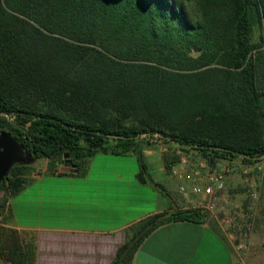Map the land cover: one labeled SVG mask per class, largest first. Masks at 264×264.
Returning <instances> with one entry per match:
<instances>
[{
	"label": "trees",
	"instance_id": "trees-1",
	"mask_svg": "<svg viewBox=\"0 0 264 264\" xmlns=\"http://www.w3.org/2000/svg\"><path fill=\"white\" fill-rule=\"evenodd\" d=\"M0 111V132L54 172L67 152L78 172L98 153L133 152L147 182L145 135L252 167L264 159V0H0ZM32 169L16 164L0 188L16 194ZM207 214L147 217L110 264H132L159 225Z\"/></svg>",
	"mask_w": 264,
	"mask_h": 264
},
{
	"label": "crops",
	"instance_id": "crops-1",
	"mask_svg": "<svg viewBox=\"0 0 264 264\" xmlns=\"http://www.w3.org/2000/svg\"><path fill=\"white\" fill-rule=\"evenodd\" d=\"M135 154L98 153L102 163H95L94 155L80 161L79 172L64 173L60 172L64 164L54 172L47 158L35 159L21 190L11 194L6 187L0 188V244L6 249L0 261L11 264L12 259L30 256L26 264H110L132 235L133 227L147 217L203 207L202 195L184 196L178 191L170 193L172 200L169 194L168 200L163 196L152 210L147 208L146 197L145 210L133 211L129 206L133 204L132 187L143 190L149 180L146 175L147 182L139 179L138 159L130 173L117 162L132 160ZM144 156L151 159L149 165L157 169L156 176L168 191L178 183L190 184L189 178L180 179L172 173L173 159L155 158L147 149ZM232 163L245 166L240 159L225 164ZM239 182L227 176L226 187L219 195L220 199L236 202L239 219L226 224L223 217L231 207L225 205L216 211L207 210L208 214L199 220H170L143 240L132 264H264L261 225L245 219L248 206L241 201ZM139 198L143 200L141 194ZM16 241L22 250L11 254L8 249ZM27 245H31L29 255Z\"/></svg>",
	"mask_w": 264,
	"mask_h": 264
},
{
	"label": "rangeland",
	"instance_id": "rangeland-1",
	"mask_svg": "<svg viewBox=\"0 0 264 264\" xmlns=\"http://www.w3.org/2000/svg\"><path fill=\"white\" fill-rule=\"evenodd\" d=\"M144 140H148L150 143H146L144 142V145L142 146L141 150L144 156V151L145 149H147L150 153H152V155L155 158H160V157H164L165 159H175V157L179 156L180 154H186L191 156L192 159H194L195 161H198L199 159H201V157L193 152H187L185 150L180 149L178 146H174L172 144L169 143H165L164 141H162L161 139L158 138L157 135L155 136H150V135H145L143 136ZM95 163H102V160H100L102 157L101 155L99 156H94ZM129 159V158H128ZM134 159V160H133ZM132 160H125L123 162H117V165L120 166H124L126 168V171H128L129 173L132 171L133 168V164L134 162L138 159L139 157L137 155V153L135 154V156H133ZM92 160V158H91ZM151 159H149L148 156H144L143 157V161H144V165L146 166L145 168V175L148 177V186L147 188H143V190L141 189H137L134 186L132 187V193H133V204H129L130 200H128V204L129 206L132 208L133 211L135 210H139V209H143L145 210V203H144V198L147 197V199L149 200L148 204L149 206L147 207L148 210H152L154 208V206L156 205V203H160V200H163V196L166 198V200H168L167 195L169 194L170 199L172 200L170 193L174 194V193H178L179 191V183L178 185L173 189V191H168L164 185L160 184V179L159 177H157V169L156 168H152L149 165V161ZM223 162V163H222ZM227 161H220L219 163H222V165H218V163L215 166H212L213 169L217 168L220 169ZM261 166L262 169L261 170H256L255 169V165H253L252 167H250V176L254 179V181L257 184L258 190H259V198L256 200L254 205H247L248 208L247 210L245 209L244 214H245V219H249L250 217H258V215H260V212L264 209V159L260 162H258ZM230 165L236 172V176L235 177H231L232 179H239V185H238V190L239 192L241 191V195H242V199L241 201L247 202V197L245 194V188H244V184H245V179H244V175L242 174V168H240L239 164L237 163H232V164H228ZM138 170L140 171L142 169L141 165H138ZM134 189V191H133ZM135 190L137 192H135ZM147 191V192H146ZM141 194V197H143V200H141L139 198V195ZM198 196H200V194H197ZM129 197V196H128ZM165 200V199H164ZM142 202L143 204L140 205L139 203ZM208 210V209H207ZM233 212V216L234 219H239V216H237V214H239V211H237V208H231V210ZM243 213V212H242ZM224 215H222L223 217ZM221 217V218H222ZM257 218H255L256 220ZM260 225L261 227L259 228V235L261 236V245H262V250L264 251V247H263V241H264V220L260 221ZM12 247V246H11ZM9 250V249H8ZM1 260V259H0Z\"/></svg>",
	"mask_w": 264,
	"mask_h": 264
},
{
	"label": "built area",
	"instance_id": "built-area-1",
	"mask_svg": "<svg viewBox=\"0 0 264 264\" xmlns=\"http://www.w3.org/2000/svg\"><path fill=\"white\" fill-rule=\"evenodd\" d=\"M172 164V173L180 179L189 178L190 184L182 183L179 191L184 196L190 194H200L204 197L203 207L210 211H216L224 208L225 205L231 208H237V204L232 199H220V193L226 187V177H235V170L228 164H224L220 169H213L208 161L204 158L195 161L191 156L180 154L177 161ZM256 170H261L259 163L255 164ZM242 174L245 179V194L247 197V205H254L259 198V190L256 182L250 176V167L243 166ZM230 208V209H231ZM2 208L0 207V219L2 217ZM226 224H232L234 221L233 212L230 211L223 217ZM264 247V242H263ZM0 264H10L8 261H0Z\"/></svg>",
	"mask_w": 264,
	"mask_h": 264
},
{
	"label": "water",
	"instance_id": "water-1",
	"mask_svg": "<svg viewBox=\"0 0 264 264\" xmlns=\"http://www.w3.org/2000/svg\"><path fill=\"white\" fill-rule=\"evenodd\" d=\"M1 114H6L1 112ZM118 136V135H115ZM35 158L27 154L22 143L9 131L0 132V183L9 177V173L16 164H30ZM65 171H77V165L72 163L70 153L65 154Z\"/></svg>",
	"mask_w": 264,
	"mask_h": 264
},
{
	"label": "flooded vegetation",
	"instance_id": "flooded-vegetation-1",
	"mask_svg": "<svg viewBox=\"0 0 264 264\" xmlns=\"http://www.w3.org/2000/svg\"><path fill=\"white\" fill-rule=\"evenodd\" d=\"M63 166V165H62Z\"/></svg>",
	"mask_w": 264,
	"mask_h": 264
}]
</instances>
